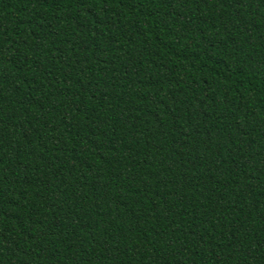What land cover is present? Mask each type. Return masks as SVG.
I'll list each match as a JSON object with an SVG mask.
<instances>
[{"label":"trees","instance_id":"1","mask_svg":"<svg viewBox=\"0 0 264 264\" xmlns=\"http://www.w3.org/2000/svg\"><path fill=\"white\" fill-rule=\"evenodd\" d=\"M0 264H264V0H0Z\"/></svg>","mask_w":264,"mask_h":264}]
</instances>
